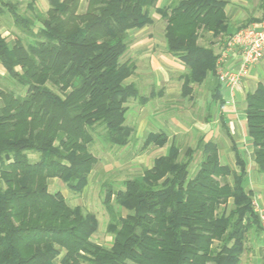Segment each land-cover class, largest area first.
Masks as SVG:
<instances>
[{"label":"trees","instance_id":"1","mask_svg":"<svg viewBox=\"0 0 264 264\" xmlns=\"http://www.w3.org/2000/svg\"><path fill=\"white\" fill-rule=\"evenodd\" d=\"M157 2L87 0L79 12L81 0H47L45 13L30 5L22 14L18 2L0 0V16L8 15L17 30L12 42L0 33L4 81L25 90L19 95L0 86V264H237L246 233L260 230L245 162L235 151L237 170L221 165L217 144L203 139L182 158L173 141L141 177L117 191L104 186L108 247L92 240L94 214L49 191V180L58 179L82 193L97 162L90 152L97 127L110 147L131 142L135 129L125 124V105L148 98L125 84L135 66L120 58L129 32L151 25L153 15L166 20L167 51L187 70L184 97L216 76L218 56L198 40L200 33L226 32L223 2L174 0L161 8ZM244 115L253 164L264 176V83L246 95ZM166 141L152 134L145 146ZM198 151L199 169L189 177Z\"/></svg>","mask_w":264,"mask_h":264},{"label":"crops","instance_id":"2","mask_svg":"<svg viewBox=\"0 0 264 264\" xmlns=\"http://www.w3.org/2000/svg\"><path fill=\"white\" fill-rule=\"evenodd\" d=\"M13 1L23 3L26 7L33 5L36 9L41 6L43 13L48 9L47 0ZM163 1L159 0L156 7L166 6ZM218 1L224 4L223 13L227 24L226 32L217 38H214L210 32L203 33L199 41L207 46H210L209 44L213 42L211 46L216 55L223 57L221 69L236 70L239 66L240 54L235 49L227 51L226 44L238 30L252 24L257 26L260 23L264 17V0ZM6 17L7 15L0 16V33L7 42H12L17 30ZM155 21L153 20L149 27ZM147 27L129 32L132 41L130 52L134 55L132 56V62L135 66V72L130 77V83L136 85L135 80L139 74L150 77L151 82L148 95L143 96L148 98V101L136 110L138 112L136 124L138 134L136 138L142 141V149L150 153V149L158 148L163 152L162 156H166L169 153L171 143L175 141L180 148L179 143L183 141V138L188 141L194 140L196 142L195 147L200 139L215 144H217V139L221 140L223 145L218 147L220 164H228L227 166L232 170H237L235 163V151H237L246 164L245 188L252 191L254 196L259 198L260 204L264 208V176L257 173L253 164V145L252 140L247 135L244 115L246 95L252 93L260 83H264V57L258 64L250 68L248 75L241 80L232 94L226 86L220 84L216 74L215 77L208 75L205 79L207 80L205 85H203L204 82L201 85H192L191 93L184 97L182 95V76L187 71L185 65L167 51L164 39L160 40L149 33L146 35L138 33L147 29ZM143 62L147 63L146 67L141 68L140 64ZM4 77L5 70L0 64V79ZM199 87H203L204 94L203 97L195 99L194 93ZM216 89L218 90L216 91ZM155 91H157L156 96ZM178 94L181 95L182 99L185 98L190 102L194 101L196 106L199 107L198 111L201 112V116L193 119L194 122L192 120L191 123L182 124L178 120L175 114L176 105H180L175 99ZM214 95L217 96L215 100ZM152 105L158 106V109H154ZM164 116L166 118H163ZM150 118L154 120V125L150 124ZM152 134H163L167 138L166 143L163 146L155 144L145 146V140ZM186 148L193 147L190 144ZM222 154L227 155L226 158L229 159L227 164L222 163ZM131 156L130 154L127 158ZM155 158L153 157L150 167ZM93 176L96 179L92 169L83 191L89 188L92 183L90 179ZM97 177L100 178V176ZM263 257L264 238L260 230L250 229L245 235L243 251L237 264H263Z\"/></svg>","mask_w":264,"mask_h":264},{"label":"rangeland","instance_id":"3","mask_svg":"<svg viewBox=\"0 0 264 264\" xmlns=\"http://www.w3.org/2000/svg\"><path fill=\"white\" fill-rule=\"evenodd\" d=\"M159 1V0H158ZM166 6L170 5L174 0H164L163 1ZM87 0H81V4L79 7V12H83L86 7ZM158 3V2H157ZM36 9V8H35ZM42 7L40 6L39 9H36L40 12H42ZM18 10L20 13L27 12V7L23 3H19ZM43 13V12H42ZM151 15H153V10L150 11ZM9 19V23L12 22V19L7 15ZM153 20L155 23L152 26H148L147 29L144 31H140L138 33H142L143 35L146 34H152L156 38L162 40L164 39V31L166 27V20L161 19L156 15H153ZM11 20V21H10ZM38 25L34 28V30H37ZM14 34V33H13ZM203 33H200L202 36ZM16 34H14L15 36ZM14 38V37H13ZM131 37L129 35V41H128V50L126 53L120 58V62H126V61H133L134 56L130 52V45H131ZM198 43L203 46L204 45L201 41L198 40ZM213 44V42H211ZM211 44H209L211 46ZM135 58V57H134ZM146 62H143L140 64L141 68L146 67ZM136 88L138 90V93L140 96H147L150 91V77H147L145 75L139 74L138 78L135 80ZM207 83V80L204 81L203 85ZM125 84H130V78L125 81ZM0 86L2 88H10L16 91L19 95H24L25 90L19 86H16L14 88L13 86H10L7 82L3 79H0ZM195 87V86H194ZM199 91V93L197 92ZM155 96L157 95V91L154 92ZM195 99L198 97H203L204 89L203 87H199V89L195 90ZM176 101L180 103V105H176V116L178 117V120L182 124H188L191 123L193 119L201 116V112L198 111V106H196L195 102H190L188 100H185L181 98V95H177L175 97ZM153 101V100H152ZM143 104H140L137 100L130 99L127 104L125 105L127 107V113H126V122L125 124L133 129H135V132L133 133L131 142L129 145L124 148H116V147H110L108 144H105V142H102L101 138L103 139L104 130L101 127H97L94 130V143L90 146V152L95 156L97 159L96 164L93 167V175L95 176L91 177L90 181L92 182L89 185V188L85 191H82L80 194H75L74 192L70 191L66 185L61 182L58 179L49 180L48 182V188L50 192H60L64 199L66 200V203L70 206H80L85 211L90 212L94 214L98 221V229L97 232L93 235L92 240L101 246L108 247L111 244L112 236L108 234L107 232V225L110 222V217L108 213L106 212L103 204L102 199L104 195V186L108 185L111 186L112 190L117 191L119 189L123 188L124 181L132 178H138L141 177L143 171L150 167L151 161L153 157L157 158L159 156H162L163 152H161V149L154 148L150 149V153L146 152L147 150L142 149V141L137 139L136 136L138 134L137 131V121H138V110L139 107H141ZM154 109H158V106L152 105ZM162 109V108H160ZM187 112V113H186ZM163 118H166L164 116ZM192 118V119H191ZM194 122V120H193ZM150 124L154 125V120L150 118ZM101 137V138H100ZM143 140V138H141ZM193 141V143H191ZM187 140L183 138V141L179 143L180 149H181V158L183 157V151L186 149L187 146L191 144V147H195L196 142L194 140ZM217 146L222 147V141L216 140ZM131 149V153H130ZM130 154L132 155L131 157ZM223 164H227V161L229 160L226 158L227 155L222 154ZM31 158H35V155H30ZM202 160V154L200 151L196 152L193 156V159L190 163L189 167V177H193L195 173L199 169L200 162ZM228 165V164H227ZM97 176H100L97 177ZM97 178H99L97 180ZM229 181H231V178H229ZM118 216L124 217L126 216L127 212L123 209L116 208Z\"/></svg>","mask_w":264,"mask_h":264},{"label":"built area","instance_id":"4","mask_svg":"<svg viewBox=\"0 0 264 264\" xmlns=\"http://www.w3.org/2000/svg\"><path fill=\"white\" fill-rule=\"evenodd\" d=\"M237 50L240 54L239 66L236 70L221 69L223 57H218L217 76L220 84L226 86L230 93L235 91L236 86L244 79L251 67L258 64L264 57V17L256 26L254 24L238 30L227 42L226 50ZM251 207L257 216L260 233L264 238V208L259 198L253 196ZM264 264V257H263Z\"/></svg>","mask_w":264,"mask_h":264}]
</instances>
